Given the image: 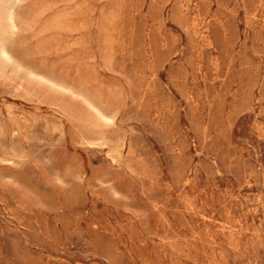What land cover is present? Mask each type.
<instances>
[{"label":"rangeland","instance_id":"rangeland-1","mask_svg":"<svg viewBox=\"0 0 264 264\" xmlns=\"http://www.w3.org/2000/svg\"><path fill=\"white\" fill-rule=\"evenodd\" d=\"M0 264H264V0H0Z\"/></svg>","mask_w":264,"mask_h":264}]
</instances>
